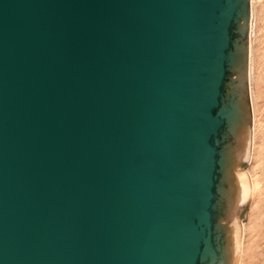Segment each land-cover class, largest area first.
I'll use <instances>...</instances> for the list:
<instances>
[{
	"label": "water",
	"instance_id": "95a60500",
	"mask_svg": "<svg viewBox=\"0 0 264 264\" xmlns=\"http://www.w3.org/2000/svg\"><path fill=\"white\" fill-rule=\"evenodd\" d=\"M246 170L249 0H0V264H238Z\"/></svg>",
	"mask_w": 264,
	"mask_h": 264
},
{
	"label": "rangeland",
	"instance_id": "374dc122",
	"mask_svg": "<svg viewBox=\"0 0 264 264\" xmlns=\"http://www.w3.org/2000/svg\"><path fill=\"white\" fill-rule=\"evenodd\" d=\"M249 28L252 143L251 170L246 172L255 188L254 191L251 188L238 264H261L264 252V0H249Z\"/></svg>",
	"mask_w": 264,
	"mask_h": 264
},
{
	"label": "flooded vegetation",
	"instance_id": "af4514ba",
	"mask_svg": "<svg viewBox=\"0 0 264 264\" xmlns=\"http://www.w3.org/2000/svg\"><path fill=\"white\" fill-rule=\"evenodd\" d=\"M237 33H238V30H236L235 27H234V28L232 29V39H233V40L236 38L235 36H237ZM230 73H231V70H229V71L227 72V74L225 75V77H224V82H223V84H222V86H221L222 100L225 98V95H226V90H227V88H226V84H227L226 81H227L228 79L230 80V78H231ZM223 103H224V102H223ZM223 103L221 102L220 107L223 106ZM225 132H226V123L223 125L222 130H221V132H220V134H219L220 139H221L220 151H221V149L223 148V141H224V138H225ZM220 175H221V170H220V173H219V179L217 180V184H218L219 181H220ZM216 194H217V193H216ZM218 195H219V192H218V194H217V196H216V199L219 197ZM216 199L214 200L215 203H217ZM216 215H217V210L215 209V210L212 212L213 224H214L215 216H216ZM212 227H213V225H212ZM212 236H215L214 231L212 232ZM214 239H215V238L212 237L213 244L215 245V241H214ZM215 246H216V245H215Z\"/></svg>",
	"mask_w": 264,
	"mask_h": 264
},
{
	"label": "snow or ice",
	"instance_id": "6c2138e0",
	"mask_svg": "<svg viewBox=\"0 0 264 264\" xmlns=\"http://www.w3.org/2000/svg\"><path fill=\"white\" fill-rule=\"evenodd\" d=\"M215 112V109H213V113ZM261 264H264V252L261 253Z\"/></svg>",
	"mask_w": 264,
	"mask_h": 264
},
{
	"label": "bare ground",
	"instance_id": "6f19581e",
	"mask_svg": "<svg viewBox=\"0 0 264 264\" xmlns=\"http://www.w3.org/2000/svg\"><path fill=\"white\" fill-rule=\"evenodd\" d=\"M251 143H252V140H251ZM259 184V183H258ZM255 185V184H254ZM257 185V184H256ZM255 188V187H254ZM254 188H252L253 189V191H254ZM256 188H259V186L258 187H256ZM242 248V247H241Z\"/></svg>",
	"mask_w": 264,
	"mask_h": 264
}]
</instances>
